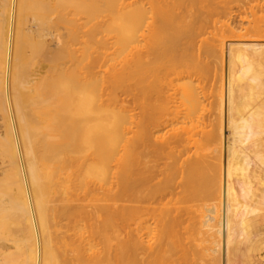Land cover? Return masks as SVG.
Masks as SVG:
<instances>
[{
    "label": "bare ground",
    "instance_id": "6f19581e",
    "mask_svg": "<svg viewBox=\"0 0 264 264\" xmlns=\"http://www.w3.org/2000/svg\"><path fill=\"white\" fill-rule=\"evenodd\" d=\"M197 1L0 0V264H230L235 230L264 216V43L205 54ZM189 48L226 58L212 134L171 127L204 99L167 80ZM57 216L88 237H54Z\"/></svg>",
    "mask_w": 264,
    "mask_h": 264
},
{
    "label": "rangeland",
    "instance_id": "374dc122",
    "mask_svg": "<svg viewBox=\"0 0 264 264\" xmlns=\"http://www.w3.org/2000/svg\"><path fill=\"white\" fill-rule=\"evenodd\" d=\"M195 8H201L202 9L201 10L202 11L201 18H202V26H203V33H204L202 36V39H205V44L203 45L202 51L205 52V54L207 53L206 52L207 49L210 47L211 48L214 47V49L217 48L218 50L225 49V47H227L229 45V43L234 42V41H241V42H254L255 41V42H259V43H264V0H199V1H197ZM53 17L56 18V16H52V19L55 20ZM65 28H66V26L64 24H57V26L54 29H52L51 31L55 30V31H53L54 34H62V33L66 32ZM32 30L34 33H36L37 23L32 24ZM112 36H113V34H111V36L108 35L107 37L112 38ZM47 41L50 42L49 43L50 49L56 50L57 45L54 44V42L51 41L49 38H47ZM110 42H112V41H110ZM219 46H220V48H219ZM221 46H222V48H221ZM117 47H119V46H114V47H112L113 49L111 48L112 50L111 49L109 50L111 52V55H110L109 51L107 52V55L109 53V55L111 56L110 57L108 55V58H109L108 60L111 61L112 56H114L113 53H115L116 49H118ZM112 51H113V53H112ZM115 55H116V53H115ZM194 55H195V50L189 48L186 52L184 67L181 68L178 71V73L168 76L167 80H176V83L178 84V83H181V82H177L179 78L180 79L182 78V80L183 79H185V80H197V79H199L200 83L198 84V86L202 89V93L204 95L201 111H199L197 114L194 111L187 108L186 106L180 107L179 109H177V112H181V115L187 114V118L174 121L173 123H175V126L173 124V125H171V127L175 128V129L176 128H178V129L184 128V129L188 130L189 132L191 131V134H192V132H195V131L198 132V130L201 127H202L201 130L204 129L203 126H205L206 130H204V131H205V134H207L206 133L207 131H210V130L215 131L218 126L214 127L213 125L215 123H217V125H218V122H220L218 119L219 101L217 102V99L219 100L218 96L219 97L221 96L220 91L224 90V79H225V75L227 72L226 58H225V55L222 57V62H221L222 66H221L220 62H219L221 59H220V57L218 58V56L217 57L214 56L215 58H218L217 60H215V58H214V60H212L209 57H208L209 59H207V57H206L207 55L206 56L204 55L205 57H203L204 59L202 60V62L198 63L194 60ZM113 58L114 59H112V60L113 61L115 60L116 63H115V61L114 62L111 61V62H113V64L110 62L111 64L109 63V65H114V64L117 65L120 62V59L117 58V56H116V58L115 57H113ZM258 62L260 64H262V66H264V58L261 60H258ZM195 84H197L196 81H195ZM216 108H217L218 112H217ZM133 114L136 116L137 120L134 121L136 123L139 120L140 112H139V110H137V111L135 110V112H133ZM179 117H181V116H179ZM177 123H179V124H177ZM212 126H213V128H212ZM198 127H200V128H198ZM166 128H168V127H166ZM178 129H176V130H178ZM161 130L164 131L165 127L162 128ZM166 130H170V128L166 129ZM201 130H200V132H203V130L202 131ZM162 131H159V133H157L156 135L158 136ZM212 131H210L209 133L212 134ZM166 132H168V131H166ZM169 132L166 134L170 135ZM163 133H161V134L163 135ZM166 134H164V135H166ZM227 135L228 134H226V136ZM168 136H166V137L168 138ZM161 137H165V136H161ZM193 139H195L197 141V140H199V136H196V138L193 137ZM201 141L202 142L204 141L203 142V145H204L205 140L202 139ZM194 144H195V142H194ZM207 144H205V146H208V148L210 147V149H209L210 154H207V155H210L212 157L213 153L215 152V150H212V149H217V148H212L211 146H209V144L212 146L214 145V147L215 146L217 147L218 143L216 142L217 145L211 144V143H209L208 145ZM191 146H193V145H191ZM191 148H193V147H191ZM194 150L195 149H193V151ZM204 150H202V153L204 152L206 154V152H208L207 147H204ZM212 151H213V153H211ZM213 157H214V160H212V161H215V158H216L215 154L213 155ZM207 160L209 161V157ZM72 172H73L72 170H70L69 168H66V169L60 171L58 178L64 179V177L66 175L70 176L71 174H73ZM55 181H57V179H55ZM65 186L69 188L67 196L69 195L68 197H72V195H70V194H74L72 191V188H73L72 183L65 184ZM61 200L62 199L60 197L59 191L56 190L55 192L51 193V195H50L49 207L55 211L58 210L62 206ZM189 203L193 204V202H190V201H189ZM76 205H77V203H75V202L70 203V206L75 207ZM197 205H199V204H197V201H196V204L194 202V205H193L194 209ZM187 206L190 207L191 204H190V206L188 204L185 207H187ZM191 208H192V206H191ZM194 209H191V210H194ZM189 223L190 224H187V225L191 226V222H189ZM73 225H74V222H72V221L69 222L68 220H64L58 216L55 217L53 222H52V231L54 232V234H53L54 237H57L59 234H61L62 232L66 231V230H68L66 233L68 237H70V236L74 237V235L76 234L74 241H77V242H79L78 241L79 236L82 234L84 237H88V234L85 233V230L76 232L73 228ZM79 225L80 226L84 225L85 229L86 230L88 229L86 224H84V223H80ZM65 227H67V228H65ZM187 229H189V226H187ZM189 230L191 231V232L190 231L189 232L192 233L194 228L193 229L190 228ZM191 235L190 236L188 235L190 238H192L191 240H189L190 242L195 241L196 239H199V237L195 236V240H193V236L196 235V232L193 231V236H191ZM185 236H186V233H185ZM185 238H187V236ZM169 241H171V240H169ZM174 241H175V243L177 242L176 239ZM174 241L172 239V242H174ZM57 242H58V240H57ZM246 242H247L246 233H243L240 228H237L235 230V233L233 234L231 240H230V245H229L228 258H229L231 264H255L256 262H258V260H254L255 263H254V261L252 262V261L247 260L248 251H247V247H246ZM95 243H98V241ZM58 246H60V243H58ZM171 254H172V257H170ZM171 254L168 255L171 258L170 260H172L173 256L176 255V254L174 255L173 252ZM178 255H180V254H178ZM190 255L193 256L194 253L193 254L190 253L185 258L190 259L191 258ZM168 256H167V258H169ZM176 256H175L176 262H178L177 258H180V256L179 257H176ZM194 257L191 258V260H189V259L185 260V258H184V261L182 259L181 260L185 264L186 263L189 264L188 263L189 261H190V263L192 262L191 264H201L200 262H196L197 256L195 257L196 260L194 259ZM223 259H225L224 254H222V260ZM170 260L168 259V262H170ZM176 264H178V263H176ZM221 264H222V262H221Z\"/></svg>",
    "mask_w": 264,
    "mask_h": 264
},
{
    "label": "crops",
    "instance_id": "0c3cea01",
    "mask_svg": "<svg viewBox=\"0 0 264 264\" xmlns=\"http://www.w3.org/2000/svg\"><path fill=\"white\" fill-rule=\"evenodd\" d=\"M245 233L247 235V260L252 262L258 260L254 263L264 264V216L254 218Z\"/></svg>",
    "mask_w": 264,
    "mask_h": 264
}]
</instances>
